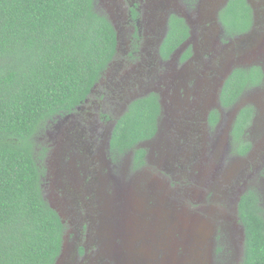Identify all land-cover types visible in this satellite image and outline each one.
I'll list each match as a JSON object with an SVG mask.
<instances>
[{
	"label": "flooded vegetation",
	"instance_id": "1",
	"mask_svg": "<svg viewBox=\"0 0 264 264\" xmlns=\"http://www.w3.org/2000/svg\"><path fill=\"white\" fill-rule=\"evenodd\" d=\"M98 1L116 32V61L84 105L43 128L56 142L41 152L42 194L64 226L55 264H241L240 200L254 192L264 202V0H250L252 24L233 37L219 18L229 0ZM172 16L184 21L188 37L179 54L180 46L163 59ZM254 66L263 73L261 86L222 106L228 76ZM152 94L159 115L154 134L137 145L142 159L120 154L114 163L116 120ZM105 104L116 108L110 113ZM246 107L253 109L250 124L234 141ZM190 223L198 228L193 236Z\"/></svg>",
	"mask_w": 264,
	"mask_h": 264
},
{
	"label": "trees",
	"instance_id": "2",
	"mask_svg": "<svg viewBox=\"0 0 264 264\" xmlns=\"http://www.w3.org/2000/svg\"><path fill=\"white\" fill-rule=\"evenodd\" d=\"M251 13L246 0H229L219 13L224 35L247 32ZM168 25L160 46L163 59L188 37L182 19L172 16ZM116 56V32L98 0H0V264H55L64 226L43 198L44 155L37 153L35 138L47 121L64 118L85 104ZM262 81L259 67L233 70L221 88V105L231 106ZM252 112L246 107L237 116L234 141L250 124ZM149 115L153 117L145 118ZM158 115L153 94L131 102L109 140L114 163H120V154L142 159L137 145L154 134ZM147 119L150 129L142 132L140 121ZM259 205L254 192L240 200L241 264H264V215Z\"/></svg>",
	"mask_w": 264,
	"mask_h": 264
},
{
	"label": "rangeland",
	"instance_id": "3",
	"mask_svg": "<svg viewBox=\"0 0 264 264\" xmlns=\"http://www.w3.org/2000/svg\"><path fill=\"white\" fill-rule=\"evenodd\" d=\"M253 2V1H252ZM100 7V6H99ZM102 7V6H101ZM101 7H100V9H101ZM103 8V7H102ZM104 10V9H103ZM90 98V97H89ZM93 100H95V97H92L91 98V100L89 101V104H90V102L91 101H93ZM106 105V110H108V112H110L111 113V110L112 109H115L116 107L115 106H112V105H107V104H105ZM91 107H89V110H88V112L89 113H91ZM105 110V109H104ZM153 117V115H149V116H146L145 118H152ZM148 120V121H147ZM147 120H144V121H140V124H139V128H140V131H142V132H146V131H148L149 129H150V123H151V119H147ZM76 120L75 119H72L71 121H68V122H70L72 125H73V123L75 122ZM156 121H157V118L155 119V121H154V125L156 126ZM225 124H227V116H225L224 117V119H223V122H222V124H221V126L219 127V129H218V131L219 132H217V135H221L222 136V132H223V130H224V128H225ZM231 125H232V123H230ZM230 124H228V126H231ZM58 125V127H60V125H61V122L60 123H58V124H56V126ZM62 128L60 127L59 128V130H61ZM64 129V128H63ZM70 129H72L71 131H69V132H72L73 130L75 131V127L74 126H70ZM44 134H45V132H44V130L43 129H41V130H39V132H38V135H36V138H35V144H36V151H37V153H40V152H42V149L45 147V146H48V145H50V146H54V144H55V142H56V140L54 139V138H50L49 139V137H45L44 136ZM128 155H131V154H128ZM205 157H207V153L205 154ZM44 158H45V156H43V160H44ZM47 158V157H46ZM44 163H46V162H44ZM44 165V164H43ZM116 166L114 167V171L112 170V172H113V174H116L115 173V170H116ZM118 169V168H117ZM131 174V173H130ZM261 200V199H260ZM260 206H262L261 208H262V210H263V215H264V202H263V200H261V205Z\"/></svg>",
	"mask_w": 264,
	"mask_h": 264
},
{
	"label": "water",
	"instance_id": "4",
	"mask_svg": "<svg viewBox=\"0 0 264 264\" xmlns=\"http://www.w3.org/2000/svg\"><path fill=\"white\" fill-rule=\"evenodd\" d=\"M246 1H247V3L250 5V7L253 6V5H251L250 0H246ZM218 4H219L220 6H222V5L224 4V2H222V4L219 2ZM181 51H182V47L180 46V47L176 50L175 53L179 54ZM242 58H244V57H242ZM243 61H247V60L245 59V60H243ZM247 62H248V61H247ZM198 225H200V224H198ZM197 232H198L197 224L190 223L189 226H188V229H187V233H188V235H189V236H193V235H195ZM194 240H197V237H194ZM194 252H195L194 246H190L189 253L191 254V253H194ZM192 255L195 256V254H192Z\"/></svg>",
	"mask_w": 264,
	"mask_h": 264
}]
</instances>
